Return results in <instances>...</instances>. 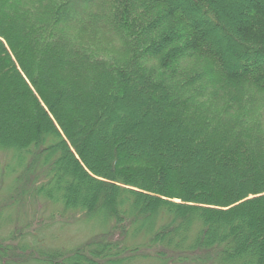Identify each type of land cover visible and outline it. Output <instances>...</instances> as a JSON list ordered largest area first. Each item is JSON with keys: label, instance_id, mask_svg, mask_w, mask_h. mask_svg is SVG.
<instances>
[{"label": "trees", "instance_id": "1", "mask_svg": "<svg viewBox=\"0 0 264 264\" xmlns=\"http://www.w3.org/2000/svg\"><path fill=\"white\" fill-rule=\"evenodd\" d=\"M0 152L101 228L0 264H264V0H0Z\"/></svg>", "mask_w": 264, "mask_h": 264}, {"label": "rangeland", "instance_id": "2", "mask_svg": "<svg viewBox=\"0 0 264 264\" xmlns=\"http://www.w3.org/2000/svg\"><path fill=\"white\" fill-rule=\"evenodd\" d=\"M12 161L9 155L0 152V206H4L6 212L0 219V240L6 244L4 247H13L12 232L20 228L24 233L33 230L34 234L17 236L16 241L25 237L28 243L40 247L63 249L84 242L101 230L96 222L86 220L79 213L65 211L60 203L40 196L29 199L14 182L21 171L11 174L7 169Z\"/></svg>", "mask_w": 264, "mask_h": 264}]
</instances>
